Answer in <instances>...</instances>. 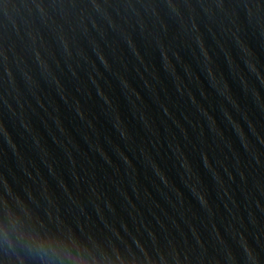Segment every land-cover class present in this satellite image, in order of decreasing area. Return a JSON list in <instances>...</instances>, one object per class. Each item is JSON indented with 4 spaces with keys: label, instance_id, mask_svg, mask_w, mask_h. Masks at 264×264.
<instances>
[{
    "label": "water",
    "instance_id": "1",
    "mask_svg": "<svg viewBox=\"0 0 264 264\" xmlns=\"http://www.w3.org/2000/svg\"><path fill=\"white\" fill-rule=\"evenodd\" d=\"M0 264H264V0L0 4Z\"/></svg>",
    "mask_w": 264,
    "mask_h": 264
}]
</instances>
